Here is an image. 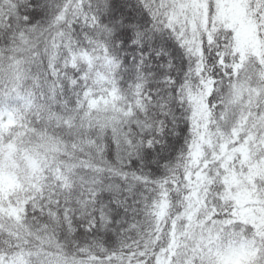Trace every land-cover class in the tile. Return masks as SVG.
Masks as SVG:
<instances>
[{
    "label": "snow or ice",
    "instance_id": "obj_1",
    "mask_svg": "<svg viewBox=\"0 0 264 264\" xmlns=\"http://www.w3.org/2000/svg\"><path fill=\"white\" fill-rule=\"evenodd\" d=\"M0 264H264V0H0Z\"/></svg>",
    "mask_w": 264,
    "mask_h": 264
}]
</instances>
